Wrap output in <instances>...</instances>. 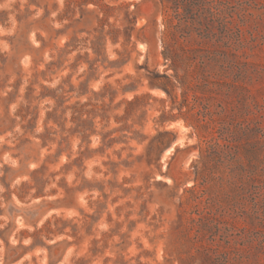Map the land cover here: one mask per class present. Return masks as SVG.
Returning a JSON list of instances; mask_svg holds the SVG:
<instances>
[{
	"label": "rangeland",
	"instance_id": "obj_1",
	"mask_svg": "<svg viewBox=\"0 0 264 264\" xmlns=\"http://www.w3.org/2000/svg\"><path fill=\"white\" fill-rule=\"evenodd\" d=\"M0 264H264V0H0Z\"/></svg>",
	"mask_w": 264,
	"mask_h": 264
}]
</instances>
